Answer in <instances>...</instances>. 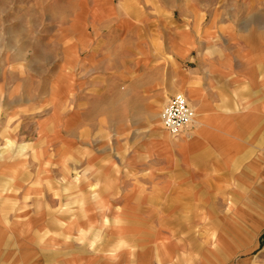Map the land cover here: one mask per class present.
<instances>
[{
	"label": "rangeland",
	"instance_id": "1",
	"mask_svg": "<svg viewBox=\"0 0 264 264\" xmlns=\"http://www.w3.org/2000/svg\"><path fill=\"white\" fill-rule=\"evenodd\" d=\"M255 16L257 25H245ZM229 26L257 31L258 47L264 0H0V157L21 163L16 172L28 178L4 192L23 210L10 213L9 227L0 223V240L32 242L40 252L45 242L90 247L93 234L80 241L75 229L67 239L61 222L84 212L78 224L99 231L91 211L108 210L106 196L145 194L150 231L166 230L165 264L184 252L191 264H264V120L239 152L214 156L211 182L198 178L194 214L185 216L182 204H190L179 200L173 168L164 170L165 191L158 186L157 158L173 162L187 140L161 122L169 95L183 93L181 78L189 82L191 62L178 55L180 44L206 30L219 38ZM130 162L150 166L148 181ZM95 163L115 169L101 176ZM113 220L103 216L101 223ZM46 224L53 232L34 233ZM24 227L31 233L19 232ZM156 234H149L151 245Z\"/></svg>",
	"mask_w": 264,
	"mask_h": 264
},
{
	"label": "crops",
	"instance_id": "2",
	"mask_svg": "<svg viewBox=\"0 0 264 264\" xmlns=\"http://www.w3.org/2000/svg\"><path fill=\"white\" fill-rule=\"evenodd\" d=\"M245 25L253 28L257 25V17H253ZM251 32L254 31L239 27L232 29L229 26L219 38L212 35L210 30H206L199 36L195 34L194 39L190 38L187 42L180 44L178 55L188 56L191 62L189 82L188 79L181 78L183 83L181 89L195 108L196 119L181 133L182 138L187 140L179 149L173 151L174 161L169 162L166 157L157 159L159 191H165L166 180H170L168 176L166 177L164 170L173 168L174 176L171 174L169 177L173 176L174 182L179 187V200L181 203L190 204L188 207L182 204L186 217H189L186 214L188 211L194 214L192 205L193 201L197 200L198 178L207 185L213 175L211 172L214 159L217 156L222 157L239 152L237 149L243 145L242 139L250 138L249 135L257 130V121L264 120L262 118L264 115V38L260 40L257 47V31ZM209 53H213L212 56ZM52 133L54 137H59L58 131ZM60 136L62 152L64 138H67V135L62 132ZM30 148L34 151L33 156L38 158V147L33 145ZM26 149H28L27 146L22 147V150ZM18 154L21 155L20 150ZM37 163L29 162L30 166ZM138 164L140 168L133 167V162L128 163L127 166L133 170L142 169V179L145 178L144 180L148 181L150 166L145 162ZM94 165L101 173L102 169H115L105 167L102 163ZM19 168L21 163L6 165L5 157H0V219L2 218L0 223L6 227L11 224L8 218L10 213L18 217L16 212L23 210V207H18L14 202L7 203L8 201L4 198V192L13 182L19 181L24 184L28 180L17 174L16 171ZM33 169L38 170L36 165ZM111 174L108 173L107 176L110 177ZM103 175L102 173L101 176ZM35 176L38 178L37 174ZM28 188V193L33 191L36 196L39 194L38 189L32 186ZM110 195L112 194L105 197L107 205L111 202L108 210L91 211L94 223L98 222V226L94 228L99 231L88 232L86 224H78V221L83 220L85 216L82 210L81 216L75 215L74 218L60 224L61 232L67 235V239L72 238L70 234L75 229L81 235V238L78 237L80 241L88 234H93L94 238L90 247H84L79 242L74 247L67 242H62L61 247L57 242H45L43 243L45 247L40 252L38 251L40 248L32 242L25 243L26 246L22 247L19 241L0 240V264H165L166 255L163 249L166 241L165 236L160 234L166 233V230L161 226L159 228L163 231L158 229L151 232L148 221L145 219L151 210L149 197L147 198L145 194H133L132 197L127 194L120 196L115 194L112 197L116 199L113 200ZM118 199L117 204L112 205V201L115 202ZM118 207L120 209H117ZM36 208L40 210L38 206ZM159 212L161 214L157 213L158 217L164 219L168 217L165 211ZM103 216L114 219V226H103L101 223ZM120 216L125 218L122 225L117 224ZM50 228L47 224L36 226L34 233L53 232ZM30 229L24 227L23 231L19 232L31 233ZM3 233L5 232L1 230L0 234ZM150 233H157L153 245L150 244ZM101 234H106L108 240L97 242ZM135 234L139 236L134 238ZM134 250H137V253ZM152 254L153 257H150ZM192 258L184 252L170 264H191Z\"/></svg>",
	"mask_w": 264,
	"mask_h": 264
},
{
	"label": "built area",
	"instance_id": "3",
	"mask_svg": "<svg viewBox=\"0 0 264 264\" xmlns=\"http://www.w3.org/2000/svg\"><path fill=\"white\" fill-rule=\"evenodd\" d=\"M196 110L189 99L180 92L168 97L161 113L163 128L171 135H179L193 124Z\"/></svg>",
	"mask_w": 264,
	"mask_h": 264
},
{
	"label": "bare ground",
	"instance_id": "4",
	"mask_svg": "<svg viewBox=\"0 0 264 264\" xmlns=\"http://www.w3.org/2000/svg\"><path fill=\"white\" fill-rule=\"evenodd\" d=\"M162 122V121H161Z\"/></svg>",
	"mask_w": 264,
	"mask_h": 264
}]
</instances>
